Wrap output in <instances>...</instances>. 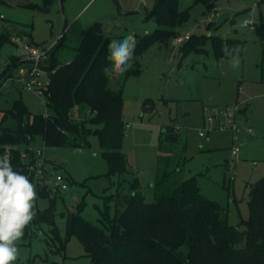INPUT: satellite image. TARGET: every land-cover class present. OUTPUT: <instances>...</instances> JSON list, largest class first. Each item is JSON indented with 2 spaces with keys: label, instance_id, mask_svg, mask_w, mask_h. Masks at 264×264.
<instances>
[{
  "label": "rangeland",
  "instance_id": "obj_1",
  "mask_svg": "<svg viewBox=\"0 0 264 264\" xmlns=\"http://www.w3.org/2000/svg\"><path fill=\"white\" fill-rule=\"evenodd\" d=\"M158 1L0 0V31L11 27L30 32L35 42L49 50V58L44 61L49 67L63 32L69 41L54 52L55 58L60 62L73 59L74 22L85 30L99 22L101 33L110 37V42L122 40L129 34L138 39L158 27L155 18L149 16ZM188 8L190 17L178 28L175 38L168 44H154L140 54L138 76L127 77L125 72L110 77L109 87L123 91L125 137L122 149L128 158L129 172L109 173L100 139L95 134L79 138L82 145L79 148L47 146L42 135H36L28 146H20L21 153L26 155L24 161L38 150L43 151L48 160L46 183L56 198L62 236H65L67 221L62 214L80 213L100 225L107 204L112 212L116 206L115 198H108L119 192H130V183L137 178L138 191L152 202L155 183L159 175L165 173L172 185L196 176L204 195L226 209L229 224L246 229L243 220L250 215L249 186L264 177V39L256 29L264 23V0H220L209 12L203 2L181 0L180 9ZM227 11L231 12V17L213 35L244 41L239 68L231 67L228 55L217 58L211 40L202 45V52L197 49L182 56L180 50L187 40L180 43L176 39L188 34L212 35V26L219 14ZM246 20H253V27L243 26ZM21 58V48L13 41L6 43L0 49V73H8L14 64H20ZM31 66L29 62L21 63L14 68L11 77L5 76L0 82L3 127H16L14 118L10 116L3 121V116L18 99H22L32 113H54L47 105V96L24 89L13 78L19 75L21 68ZM225 106L240 108L236 115L237 131L220 129L206 122L207 107ZM78 116L86 118L87 109L78 112ZM235 144L240 151L234 158L232 147ZM56 174L63 175L67 189L56 184ZM33 184L38 193V181ZM34 203L35 209L42 210L49 206L50 198L38 196ZM50 229L46 223L32 224L28 233L25 228L24 236L17 241L15 262L93 264L77 236H72L65 249H60Z\"/></svg>",
  "mask_w": 264,
  "mask_h": 264
},
{
  "label": "trees",
  "instance_id": "obj_2",
  "mask_svg": "<svg viewBox=\"0 0 264 264\" xmlns=\"http://www.w3.org/2000/svg\"><path fill=\"white\" fill-rule=\"evenodd\" d=\"M195 1L203 2L209 12L220 0ZM180 3L181 0H159L150 12L149 16L155 18L158 27L137 39L127 77L140 74L142 52L154 44H168L179 34L178 28L190 17L189 8L180 9ZM100 25L96 22L85 30L74 22L75 55L70 61L60 62L54 55L69 41L65 32L54 48L48 68L55 72L46 95L53 114L32 113L22 99L16 100L13 107L4 112L3 121L11 116L17 125L15 128L3 127L0 122V155L8 153L14 169L23 171L32 183L35 180L22 158L20 146H28L36 135H42L47 146L77 148L82 146L79 138L98 135L109 173L129 172L128 158L122 149L125 137L123 91L111 89L108 85L110 77L102 72L105 65L110 66L106 59L110 37L101 33ZM256 29L264 39V23ZM22 31L24 28L12 30L11 27L0 31V49L11 42L13 32ZM208 40H211L217 58L227 56L225 45H239L240 56L244 53L242 39H225L212 34L190 36L181 47L182 56L197 49L202 52V45ZM18 65L14 64L8 73H0V82L5 76L11 77ZM84 109L88 116L81 118L78 112ZM167 175H159L152 202L138 191L137 178L130 183V192H119L108 198H115L116 206L112 212L107 204L100 225L80 213L62 214L61 217L67 220L65 236L57 222L56 198L48 185L39 184L38 196L50 198V204L45 209H35L36 215L26 232L32 224L46 223L60 249H65L72 236H77L93 264H264V177L249 186L250 215L243 220L246 229L242 230L229 224L227 211L218 201L204 195L196 176L172 185Z\"/></svg>",
  "mask_w": 264,
  "mask_h": 264
},
{
  "label": "clouds",
  "instance_id": "obj_3",
  "mask_svg": "<svg viewBox=\"0 0 264 264\" xmlns=\"http://www.w3.org/2000/svg\"><path fill=\"white\" fill-rule=\"evenodd\" d=\"M137 44L134 34L108 44L106 59L110 66L105 65L102 69L106 77L123 75L131 68ZM224 51L230 57L231 67L238 69L240 46L225 45ZM37 198L36 186L29 177L14 169L8 153L0 155V264H14L17 260V241L24 236L25 228L36 215L34 202Z\"/></svg>",
  "mask_w": 264,
  "mask_h": 264
},
{
  "label": "built area",
  "instance_id": "obj_4",
  "mask_svg": "<svg viewBox=\"0 0 264 264\" xmlns=\"http://www.w3.org/2000/svg\"><path fill=\"white\" fill-rule=\"evenodd\" d=\"M1 17L3 18L2 15ZM242 25L253 27L254 21L246 20ZM62 35L63 34H61V37ZM10 38L11 41L21 48L22 58L20 64L23 62H29L32 65L30 68H21L19 75L13 77L14 80L20 83L24 89L33 91L40 96H46L51 83V76L55 72V69H49L44 65V61L49 58V50L43 45H35L32 43L28 31H22L19 33L13 32ZM189 38V34L183 35L178 37L176 41L182 43ZM206 110L209 113L206 118L207 124L212 126L214 124L220 129L238 130L236 115L240 108H232L229 106L207 107ZM200 135L203 136L204 132H200ZM239 151L240 147L237 144L233 145L232 155L234 158L239 155ZM25 156V154H22V158ZM25 162L27 163L30 173L33 174L34 180H37L39 184L47 185L46 163L48 160L44 157L43 151H33L31 158ZM55 181L59 188H68V184L65 182V178L62 174H56Z\"/></svg>",
  "mask_w": 264,
  "mask_h": 264
},
{
  "label": "water",
  "instance_id": "obj_5",
  "mask_svg": "<svg viewBox=\"0 0 264 264\" xmlns=\"http://www.w3.org/2000/svg\"><path fill=\"white\" fill-rule=\"evenodd\" d=\"M231 17V12L227 11L222 14H219L215 24L212 26V34L214 31L219 28L226 20H228Z\"/></svg>",
  "mask_w": 264,
  "mask_h": 264
},
{
  "label": "crops",
  "instance_id": "obj_6",
  "mask_svg": "<svg viewBox=\"0 0 264 264\" xmlns=\"http://www.w3.org/2000/svg\"><path fill=\"white\" fill-rule=\"evenodd\" d=\"M29 33H30V32H29ZM30 36H31V34H30ZM31 40L34 41V40L32 39V36H31ZM34 42H35V41H34ZM36 43H37V42H36ZM38 44L40 45V43H38Z\"/></svg>",
  "mask_w": 264,
  "mask_h": 264
}]
</instances>
